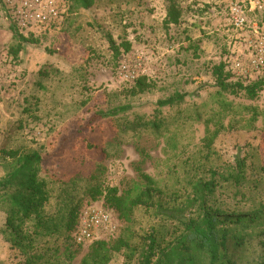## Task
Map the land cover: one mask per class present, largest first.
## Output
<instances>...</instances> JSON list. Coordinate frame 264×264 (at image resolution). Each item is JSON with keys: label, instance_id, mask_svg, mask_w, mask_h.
Returning a JSON list of instances; mask_svg holds the SVG:
<instances>
[{"label": "rangeland", "instance_id": "rangeland-1", "mask_svg": "<svg viewBox=\"0 0 264 264\" xmlns=\"http://www.w3.org/2000/svg\"><path fill=\"white\" fill-rule=\"evenodd\" d=\"M63 1V25L25 43L15 58L13 24L0 0V179L8 172L2 150L39 151L51 193L46 226L34 218L25 225L34 241L27 253L6 240L0 202V264H86L96 244L74 240L70 213L78 209L79 218L93 205L109 208L117 225L98 239L114 247L108 264H138L144 235L164 226L170 239L178 225L145 206L125 218L107 202L113 187L125 197L140 189L144 173L156 182L164 207L183 205L194 195L193 183L211 179V170L219 184L210 203L221 214L264 201V190L255 189L264 180V86L255 98L244 90L232 94L213 74L245 50L243 32L230 23L232 0H175L182 10L178 25L165 23L169 0H93L89 8ZM250 19L264 31V8ZM124 57L143 58L146 91L135 93V83L118 76ZM176 93L185 94L183 101L159 105ZM116 108L124 110L113 115ZM238 159L246 163L241 186L220 177ZM259 242L232 246L237 264H264Z\"/></svg>", "mask_w": 264, "mask_h": 264}, {"label": "trees", "instance_id": "trees-1", "mask_svg": "<svg viewBox=\"0 0 264 264\" xmlns=\"http://www.w3.org/2000/svg\"><path fill=\"white\" fill-rule=\"evenodd\" d=\"M93 0H76L79 7L89 8ZM182 10L175 0H169L166 25H178L181 22ZM16 44L12 47V54L17 58L23 46L32 42L35 36H26L14 26ZM107 38L115 55L120 54V47L109 33ZM129 49V45L126 50ZM213 74L221 90L238 94L244 90L250 98L258 96L264 86V78L251 80L230 81L232 73L227 64L215 66ZM134 92H144L149 88L145 77H139L135 82ZM184 93H176L160 100V106L174 105L183 101ZM122 108L111 111L116 115ZM100 117L105 118L108 113L98 111ZM159 127L158 122H152ZM4 158L8 160V172L0 179V202L5 208L6 222L4 234L6 240L13 247L27 253L34 246L33 237L25 231V225L30 219H36V225L46 226L45 207L49 203L51 193L48 180L42 176L44 157L39 151L9 149L2 150ZM211 179H198L193 183V196H188L180 207H164L160 198V189L154 179L148 174H142L145 182L140 189L130 192L126 197L118 195L113 187L106 196L107 202L117 210L120 216L128 218L134 208L145 206L154 208L159 214L170 217L178 222L176 230L170 235L166 227L153 229L141 239L138 264H237L232 246L238 248L246 246L254 237H259L264 248V201L250 210L238 213L221 214L210 203L212 195L219 184L217 171L211 170ZM264 174V166L261 167ZM224 182H231L241 186L247 181L245 159H238L236 167L227 175H220ZM255 189L264 190V180H259ZM191 209L190 215L187 211ZM78 209H71L69 228L74 230L78 223ZM96 248L92 252L90 261L86 264H108L112 259L114 247L108 246L105 240H95ZM122 246L131 249L132 246L123 242Z\"/></svg>", "mask_w": 264, "mask_h": 264}, {"label": "built area", "instance_id": "built-area-1", "mask_svg": "<svg viewBox=\"0 0 264 264\" xmlns=\"http://www.w3.org/2000/svg\"><path fill=\"white\" fill-rule=\"evenodd\" d=\"M7 16L22 34L41 36L60 28L68 14L63 0H2ZM264 8V0H232L229 4L230 23L242 31L241 43L244 52L227 61L234 80L264 78V31L250 17ZM145 73L143 58L129 60L124 57L118 67V76L134 83ZM112 212L104 205L87 207L80 215L73 230L78 244L98 240L101 234L116 231ZM101 240V239H100Z\"/></svg>", "mask_w": 264, "mask_h": 264}]
</instances>
